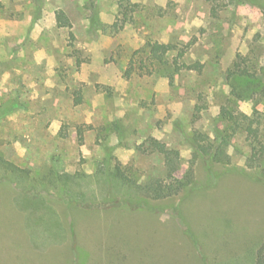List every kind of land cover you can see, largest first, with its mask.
Segmentation results:
<instances>
[{
	"label": "rangeland",
	"instance_id": "374dc122",
	"mask_svg": "<svg viewBox=\"0 0 264 264\" xmlns=\"http://www.w3.org/2000/svg\"><path fill=\"white\" fill-rule=\"evenodd\" d=\"M122 1L0 0V264H256L264 0H128L115 30ZM149 43L176 46L167 65ZM180 52L202 71L177 72ZM238 68L250 74L231 78ZM229 101L250 118L231 163L193 160L187 137L214 138ZM150 138L180 153L176 176L194 161L193 190L152 199L110 182L115 167L166 178Z\"/></svg>",
	"mask_w": 264,
	"mask_h": 264
},
{
	"label": "trees",
	"instance_id": "16d2710c",
	"mask_svg": "<svg viewBox=\"0 0 264 264\" xmlns=\"http://www.w3.org/2000/svg\"><path fill=\"white\" fill-rule=\"evenodd\" d=\"M124 1L128 0L122 1L123 3L121 8L123 7V11L121 14L123 15V20L121 21L119 19V21L112 26V28L115 30H120L123 28L127 23V20H129L128 14L131 11H134L133 8L130 10L124 6ZM212 1L214 2L216 0ZM214 10L216 12V9ZM57 21L59 27L65 28L72 26L66 14L62 11L57 13ZM148 47L150 48V55L152 59L162 63L163 65L168 64V61L166 60L168 53L175 51L176 49V46L172 44L160 43H149ZM182 56L183 52H180L178 57L174 59V65L177 69V72L182 69L195 70L198 72L202 71L203 66L200 63L180 65L179 59ZM232 74L233 75H231V78L235 75L245 76L250 73L245 69L238 68ZM229 106L230 107L223 106L219 116L216 119L214 138L199 132H195L192 136L187 137V140L193 150V160H195L196 157H200L208 159L211 162L219 163L223 166H227L231 163V157L228 153V150L231 147L232 140L240 130L244 129L248 125L250 118L239 112L237 109L233 108L232 101H229ZM13 107H15V104ZM149 145L153 150L158 151L163 155L164 166L166 170L165 179L152 178L145 182V184L141 185L137 184L129 176L124 174L120 167H115V169H110V171L106 173L107 177L110 178V182L116 183V181L118 182L119 179L121 180L120 183L135 186L145 196L152 199H165L172 196H180L189 192L190 190H193L196 184L194 161L189 163V166L184 172L183 176L178 177L176 176V173L181 169L180 153L175 150H168L164 144L154 138L149 139ZM257 157V150L254 149L253 155L250 159V162L248 163V167L253 168L255 166ZM10 169L12 174L21 172L19 168L13 165H11ZM255 262L256 264H264V240L256 252Z\"/></svg>",
	"mask_w": 264,
	"mask_h": 264
}]
</instances>
